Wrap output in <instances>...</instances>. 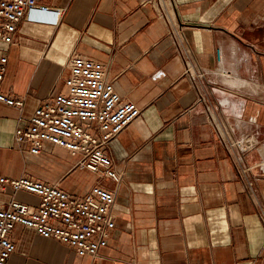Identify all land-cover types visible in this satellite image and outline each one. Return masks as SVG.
I'll return each mask as SVG.
<instances>
[{
    "label": "crops",
    "instance_id": "1",
    "mask_svg": "<svg viewBox=\"0 0 264 264\" xmlns=\"http://www.w3.org/2000/svg\"><path fill=\"white\" fill-rule=\"evenodd\" d=\"M55 23L22 19L16 41H0L7 66L0 90L23 97L21 111L0 101V175L30 174L83 195L99 180L46 142L38 155L14 141L18 117L65 90L73 55L100 60L139 114L106 152L123 175L115 226L100 264H264V227L218 139L209 113L264 153V0H36ZM192 48L198 74L184 71L173 33ZM256 186L264 203V171ZM12 192H0V205ZM32 203L36 197L16 192ZM6 264H90L70 246L16 225Z\"/></svg>",
    "mask_w": 264,
    "mask_h": 264
},
{
    "label": "built area",
    "instance_id": "2",
    "mask_svg": "<svg viewBox=\"0 0 264 264\" xmlns=\"http://www.w3.org/2000/svg\"><path fill=\"white\" fill-rule=\"evenodd\" d=\"M55 23L59 12L39 4L36 0H0V41H16L20 20ZM184 71L194 83L198 67L192 48L178 31L173 33ZM7 57L0 53V84L4 79ZM65 90L43 100L27 116L18 117L14 130L17 145H26L33 155L42 152L46 142L63 148L76 158L75 167L86 169L99 180L83 195L71 193L58 182L51 183L30 174L19 177L0 175V192L10 190L11 198L0 205V264H6L15 250L11 233L16 225L31 228L44 238L64 243L78 255L92 258L90 264H100V250L108 244L115 226L114 204L117 189L123 180L106 152L116 137L136 116L140 109L123 99L114 84L106 78L100 60L73 55L63 79ZM0 101L21 111L23 97H14L0 90ZM210 123L231 159L236 175L242 183L264 227V203L256 186L257 173L264 171V153L257 165L246 160L252 145L249 138L239 139L232 127L221 125L209 112ZM34 195L36 201L27 203L14 198L16 192Z\"/></svg>",
    "mask_w": 264,
    "mask_h": 264
},
{
    "label": "rangeland",
    "instance_id": "3",
    "mask_svg": "<svg viewBox=\"0 0 264 264\" xmlns=\"http://www.w3.org/2000/svg\"><path fill=\"white\" fill-rule=\"evenodd\" d=\"M33 202H35V200H34V201H32V203H33Z\"/></svg>",
    "mask_w": 264,
    "mask_h": 264
}]
</instances>
